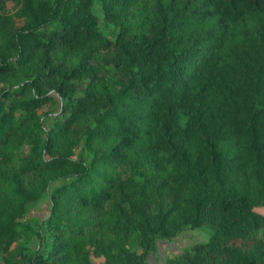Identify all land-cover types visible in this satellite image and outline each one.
Wrapping results in <instances>:
<instances>
[{
    "label": "trees",
    "instance_id": "obj_1",
    "mask_svg": "<svg viewBox=\"0 0 264 264\" xmlns=\"http://www.w3.org/2000/svg\"><path fill=\"white\" fill-rule=\"evenodd\" d=\"M94 2L0 0V264H264V0Z\"/></svg>",
    "mask_w": 264,
    "mask_h": 264
},
{
    "label": "rangeland",
    "instance_id": "obj_2",
    "mask_svg": "<svg viewBox=\"0 0 264 264\" xmlns=\"http://www.w3.org/2000/svg\"><path fill=\"white\" fill-rule=\"evenodd\" d=\"M94 1V8L99 16L101 30L105 34L112 36L114 31L118 28V25L114 24L113 21L105 16L100 0ZM6 6L7 8L12 9L13 4L12 2H7ZM58 107V102H51L42 106L40 110L54 112ZM260 210L264 211V208H260ZM48 211L49 200L47 197H43L38 203L29 207L26 222L34 225L35 222L44 217ZM211 231V225L204 223L198 227H186L170 240L159 239L156 244V250L147 256L146 264H163L167 257L181 253L190 244L207 240ZM36 241V238L32 237L31 245L34 246ZM131 247L138 250V247L133 241L131 242ZM92 257L94 260L99 259L96 256Z\"/></svg>",
    "mask_w": 264,
    "mask_h": 264
}]
</instances>
